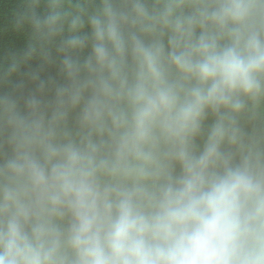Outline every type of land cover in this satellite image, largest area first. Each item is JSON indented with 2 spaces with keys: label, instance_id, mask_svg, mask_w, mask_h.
Instances as JSON below:
<instances>
[{
  "label": "clouds",
  "instance_id": "9594fccd",
  "mask_svg": "<svg viewBox=\"0 0 264 264\" xmlns=\"http://www.w3.org/2000/svg\"><path fill=\"white\" fill-rule=\"evenodd\" d=\"M0 264H264V0H0Z\"/></svg>",
  "mask_w": 264,
  "mask_h": 264
}]
</instances>
